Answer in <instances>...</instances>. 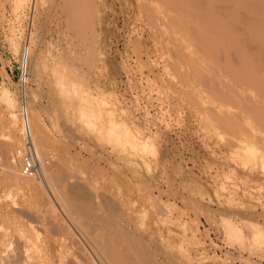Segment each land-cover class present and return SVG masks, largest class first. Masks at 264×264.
I'll return each mask as SVG.
<instances>
[{"label":"rangeland","instance_id":"rangeland-1","mask_svg":"<svg viewBox=\"0 0 264 264\" xmlns=\"http://www.w3.org/2000/svg\"><path fill=\"white\" fill-rule=\"evenodd\" d=\"M61 1L0 0V229L10 237L4 235L11 239L19 227L52 237L59 234L79 257L83 258L78 249L87 251L85 256L92 264H108L96 241L92 242L106 240L105 228L98 222L107 214L113 215L118 227L142 238L158 264H264V172L258 158L252 161L264 152V49L260 51L245 30L251 17L244 15L243 21L234 22L224 3L211 0H197L195 8L186 10L181 4L160 0H90L97 12L93 14L95 27L83 23V29L87 27L84 37L89 34L84 39L78 27L83 21L65 26ZM166 5L171 12L164 10ZM153 10L156 13L150 14ZM65 28L69 32L65 33ZM30 31L26 100L31 121L43 125L37 150L43 171L48 168L50 174L49 181L45 174L42 182L43 200L7 181L11 169L23 179L38 180L19 171L15 151L21 142L19 65ZM87 45L93 52L90 63L86 61ZM69 50L66 56L64 52ZM247 53L248 58L243 56ZM186 55L187 59H181ZM190 56H196L191 61L197 62L202 57L199 63L208 65L193 61L190 70ZM176 67L186 74L178 75ZM194 67L201 69L202 76L190 74ZM65 74L69 84L63 88ZM186 75L188 82L182 78ZM73 83L78 88L74 89ZM234 86L237 89L233 91ZM65 88L74 89L75 97L65 96ZM101 93L108 100L106 106L114 109L116 120L129 124L143 148L133 151L127 143L110 141L98 121L85 111L88 105H96ZM186 95L193 98L188 101ZM201 97L204 105L197 102ZM192 99H197L196 103ZM205 107L211 109L210 116ZM218 110L231 113L232 118L227 113L229 118L224 119ZM9 111H15L16 116ZM257 127L260 130H255ZM246 138L251 143L258 141L254 144L260 147L246 152L241 146ZM240 154L248 163L241 164ZM75 184L86 192L87 200L80 202ZM52 218L57 221L51 223L55 229L62 227L58 233L50 228ZM89 222L92 225L86 232L84 225ZM83 232H94L95 237Z\"/></svg>","mask_w":264,"mask_h":264},{"label":"bare ground","instance_id":"bare-ground-1","mask_svg":"<svg viewBox=\"0 0 264 264\" xmlns=\"http://www.w3.org/2000/svg\"><path fill=\"white\" fill-rule=\"evenodd\" d=\"M157 1H159V0H154L153 2H157ZM160 1H162V2H168V3H178V4H181L182 5V7H183V9H188V8H192L191 6H195V5H197V3H198V1L197 0H160ZM203 1V0H202ZM206 1V0H205ZM209 1V0H208ZM212 2H214L215 3V1L216 2H218V3H220V2H222V3H224V5H226L225 7H226V9L228 10V14L227 13H224L225 15H228V18L230 19H232L234 22L236 21V22H238L239 23V21H240V19H242V16H244V15H248V16H250L251 17V22L250 23H248V21H249V19L247 18V17H244V18H247L248 20H247V28L245 29V30H248V32H249V38L251 39V40H253V41H257V43H255L256 44V46L258 47V48H260L261 47V49L263 48L264 49V0H211ZM60 2V1H59ZM162 2H160V3H162ZM199 2H201V1H199ZM34 3V2H33ZM37 3V2H36ZM39 3V2H38ZM41 3V2H40ZM159 3V2H158ZM158 3H157V6H158ZM159 3V4H160ZM167 3V4H168ZM202 3V2H201ZM208 3V2H207ZM163 4H165V3H163ZM203 4V3H202ZM31 5V4H30ZM62 5V9H63V12L62 13H64L65 15H66V20H65V26H67V27H74L76 24L78 25V23H75V22H80V21H83V22H80L81 24H82V26H78L79 27V30H80V28L82 29V30H80L81 32L83 31H85L86 29H87V27H85L86 29H83V26H84V24H86L87 23V25L90 27V29L91 28H93V24L95 23H93L92 24V22H93V18L94 19H96V17H95V13H97V12H95V11H93V5H95V3H91L90 2V0H63V1H61V4H60V6ZM154 5H156V4H154ZM204 5V4H203ZM205 5H208V4H206V2H205ZM32 6V5H31ZM34 6H35V4H34ZM36 6H37V4H36ZM198 6H199V4H198ZM209 6V5H208ZM152 7V6H151ZM160 7H162V5L160 6ZM166 7V9H164V10H168V12L170 11L169 9H171V8H168V7H170V6H164V8ZM172 7H173V5H172ZM211 7V9L213 10V8H212V6H210ZM210 7H208L209 9H210ZM33 8V7H32ZM168 8V9H167ZM195 8V7H194ZM197 8V7H196ZM200 8H201V6H200ZM200 8H198V9H200ZM202 8H203V6H202ZM205 8V7H204ZM159 10H160V8H158ZM185 9V10H186ZM197 9V11H199ZM223 9H225V8H223ZM222 9V10H223ZM95 10V9H94ZM98 10V9H97ZM156 11H157V7H156V9H155ZM207 10V9H206ZM211 10V11H212ZM65 11V12H64ZM172 11V10H171ZM170 11V12H171ZM202 11V10H201ZM209 12H211L210 10H208ZM95 12V13H94ZM174 12V11H173ZM182 12H184V11H182ZM186 12V11H185ZM214 12V11H213ZM213 12H212V14H213ZM225 12H226V10H225ZM98 13H99V11H98ZM155 14L156 12L153 10V12H151L150 14ZM203 13V12H202ZM206 13V12H205ZM93 14H95L94 16H93ZM171 14V13H170ZM185 14V13H184ZM209 14V13H208ZM33 15H35V14H33ZM187 15H189V13L188 14H186V16ZM201 15V14H200ZM211 15V14H210ZM216 15H217V13H216ZM172 16V15H171ZM173 16H175V15H173ZM209 16V15H208ZM215 16V15H214ZM213 16V17H214ZM200 17V16H199ZM218 17V16H217ZM254 17V18H253ZM204 18H205V16H204ZM209 18V17H208ZM173 19V17H171V20ZM175 19V18H174ZM173 19V20H174ZM182 19V18H181ZM185 20H186V18H184ZM188 19V18H187ZM207 19V18H206ZM210 19V18H209ZM220 19V18H219ZM225 19V18H224ZM199 20V19H198ZM239 20V21H238ZM95 21V20H94ZM184 21V20H183ZM217 21H218V19H217ZM226 21V20H225ZM231 21V20H230ZM233 21H231V22H233ZM242 21H243V19H242ZM72 22H73V25H72ZM86 22V23H85ZM199 22V21H198ZM221 22H222V19H221ZM71 23V24H70ZM80 23H79V25H80ZM84 23V24H83ZM223 23V22H222ZM228 24V23H227ZM233 24H235V23H233ZM237 24V23H236ZM242 24V23H241ZM76 25V26H77ZM92 26V27H91ZM95 27V26H94ZM64 28V27H63ZM72 29V28H71ZM71 29H69V30H71ZM74 29V28H73ZM72 29V30H73ZM89 28H88V30H90ZM229 29V28H228ZM65 31H63V32H65V33H67V29L65 28L64 29ZM78 30V28H76V31ZM77 31V33H80V31ZM201 31V30H200ZM69 32V31H68ZM89 32H91V31H89ZM208 32V31H207ZM206 32V33H207ZM229 32H231V31H229ZM233 32V31H232ZM235 32V31H234ZM30 33V34H29ZM28 34V44H27V50H26V52L25 53H23V55L21 56V62L22 63H24L25 64V66H26V69H27V65H28V55L30 54V45H31V41H32V36H31V34L33 35V32L32 31H30ZM85 33L86 32H84V34H83V36L81 35L82 33H80V35L82 36V37H84V35H85ZM203 33H205V32H203ZM208 33H210V32H208ZM207 33V34H208ZM239 33V32H238ZM202 34V33H201ZM231 34V33H230ZM235 34H237V33H235ZM240 34V33H239ZM238 34V35H239ZM87 35H89L88 33L86 34V36ZM234 35V34H233ZM248 35V34H247ZM85 36V37H86ZM205 36V35H204ZM203 36V37H204ZM246 36V35H245ZM85 37H84V39H85ZM157 37V36H156ZM175 37V36H174ZM198 37V36H197ZM201 37V36H200ZM234 37V36H233ZM235 37H237V36H235ZM73 38V37H72ZM92 38V37H91ZM153 38V37H152ZM155 38V37H154ZM158 38V37H157ZM156 38V40H158ZM173 38V37H172ZM177 38V37H176ZM199 38V37H198ZM213 38V37H212ZM223 39L225 38L226 39V37H222ZM229 38H231L232 39V36L231 37H229ZM238 38V37H237ZM246 38V37H245ZM163 39V38H162ZM167 39H168V37H167ZM166 39V40H167ZM171 38H169V40H170ZM175 39V38H174ZM173 39V40H174ZM182 39V38H181ZM202 39V38H201ZM217 39V38H216ZM224 39V40H225ZM89 40V39H88ZM159 40H161V38L159 39ZM176 40V39H175ZM174 40V41H175ZM190 40V39H189ZM200 40V39H199ZM203 40H204V38H203ZM210 40V39H209ZM219 40V39H218ZM162 41V40H161ZM194 41V40H193ZM214 42H215V40H213ZM160 42V41H159ZM159 42H157V43H159ZM163 42H165V40H163ZM171 42H173V41H171ZM182 42H184V41H182ZM196 42V41H195ZM194 42V43H195ZM205 42V41H204ZM216 42H217V40H216ZM229 42V41H228ZM227 42V43H228ZM234 41H232V43H233ZM238 42V41H237ZM167 43H169L168 41H167ZM186 43H188V42H186ZM201 43H203L202 42V40H201ZM206 43V42H205ZM209 43H210V41H209ZM212 43V42H211ZM210 43V44H211ZM236 42H234V44H235ZM163 44V43H162ZM170 44V43H169ZM169 44H168V46H169ZM173 44V43H172ZM198 44V43H197ZM209 44V45H210ZM217 44V43H216ZM216 44H214V45H216ZM219 44V43H218ZM228 44H231V43H228ZM239 44V43H238ZM253 44V43H252ZM251 44V45H252ZM73 45V44H72ZM166 45V44H165ZM195 45H196V43H195ZM200 45V44H199ZM203 45V44H202ZM208 45V46H209ZM232 45V44H231ZM90 46V45H89ZM88 45H87V52H88V55H87V59H86V61L88 62V63H90V59H91V57H90V55L92 56V54H93V52H92V49H90V47H89ZM163 46V45H162ZM180 46V45H179ZM205 46V45H204ZM211 46H212V44H211ZM236 46H237V43H236ZM167 47V46H166ZM166 47H165V49H166ZM171 47V46H170ZM172 47H174L173 49H175L176 47H175V45L174 46H172ZM189 47V46H188ZM195 48H197L196 46H194ZM225 47V46H224ZM244 47V46H243ZM245 47H248V46H245ZM69 48V47H68ZM193 48V47H192ZM251 48V47H250ZM171 49V48H170ZM173 49H171V50H173ZM243 49H245V48H243ZM253 49V48H252ZM256 49V48H255ZM260 49V51H262L263 52V49L261 50ZM23 50V49H22ZM71 50V49H70ZM70 50L69 51H66V52H64V54L66 55V56H68V52H70ZM168 49H166V51H167ZM170 50V51H171ZM182 50V49H181ZM195 51H196V49H194ZM205 50V49H204ZM204 50L203 51H201V52H204ZM210 50V49H209ZM238 50V49H237ZM236 50V51H237ZM242 50V49H241ZM240 50V51H241ZM72 51V50H71ZM165 51V52H166ZM211 51V50H210ZM243 51V50H242ZM242 51H241V53H242ZM256 51V53H257V50H255ZM245 52H246V50H245ZM249 52V51H248ZM179 53H180V51H179ZM207 53V52H206ZM168 54V53H167ZM171 54V53H170ZM244 54V53H243ZM243 54H241V55H243ZM72 55V54H71ZM180 55L181 56H183V53L181 54L180 53ZM196 55V54H195ZM197 55H198V53H197ZM205 55V54H204ZM256 55V54H255ZM264 55V54H263ZM30 56V55H29ZM175 56V55H174ZM178 56V55H177ZM200 56V55H199ZM203 56V55H202ZM243 56H249L248 55V53H247V55H243ZM252 56V55H251ZM260 56H261V53H260ZM65 57V56H64ZM191 57V56H190ZM218 57V56H217ZM224 57H226V56H224ZM246 57H244L245 59H246ZM192 58H196V56H192L191 57V59H190V61H187L188 63H187V65L189 66V69L191 70V67L193 68V65H194V63H196L197 61L196 60H194L193 59V61H195L193 64H192V62L193 61H191L192 60ZM203 58H204V56H203ZM203 58L202 57H198L197 58V60H199V62H200V59H202L203 60ZM214 58V57H213ZM248 58V57H247ZM257 58V57H256ZM181 59H187V55H186V57H182ZM261 59H262V56H261ZM264 59V58H263ZM183 60V61H184ZM223 60V59H222ZM239 60V59H238ZM260 60V59H259ZM186 61H184V62H186ZM236 61V60H235ZM240 61V60H239ZM248 61V60H247ZM256 61V60H255ZM20 62V63H21ZM69 62V61H68ZM68 62H67V64H68ZM199 62H197V64L199 63ZM203 62H205V61H203ZM203 62L201 61V66L203 65L204 66V64L206 63H204L203 64ZM241 62V61H240ZM251 62V61H250ZM261 62V61H260ZM262 62H263V60H262ZM65 63H66V60H65ZM190 63V64H189ZM234 63V62H233ZM238 63V62H237ZM237 63H235V64H237ZM242 63V62H241ZM243 63H244V60H243ZM248 63V62H247ZM71 64V63H70ZM173 64H174V66H176V63H174L173 62ZM191 64H192V66H191ZM207 65H208V63H206ZM212 64V63H211ZM217 64V63H216ZM251 64H253V63H251ZM255 65H256V63H254ZM210 65V64H209ZM260 65V64H259ZM72 66V65H71ZM206 66V65H205ZM211 66V65H210ZM210 66H209V68H210ZM245 66V65H244ZM67 67V66H66ZM187 67V66H186ZM214 67V66H213ZM213 67H211L210 69H211V71L212 70H214L213 69ZM233 67H234V65H233ZM250 67V66H249ZM252 67V66H251ZM250 67V68H251ZM261 67V66H260ZM38 68V67H37ZM197 68H199V67H197ZM221 68V67H220ZM176 69H178L177 70V73H178V75H183L184 76V74H186V73H181V71H180V73L178 72L179 71V69H180V67H176ZM175 69V70H176ZM187 69H188V67H187ZM223 69V68H222ZM230 69V68H229ZM243 69V68H242ZM247 69V68H246ZM37 70V69H36ZM69 70V69H68ZM199 70H201V69H197V70H195V67H194V69H193V71L191 72L190 71V74H192V76H193V74L196 76L197 75V73L199 74V76H202V75H200L201 73H202V71H199ZM218 71H219V69H217ZM248 70V69H247ZM199 71V72H198ZM244 71H246V70H244ZM253 71V70H252ZM201 72V73H200ZM206 72V71H205ZM210 72V71H209ZM214 72V71H213ZM220 72V71H219ZM237 72V71H236ZM239 72H241V71H239ZM249 72V71H248ZM250 72H251V70H250ZM249 72V73H250ZM66 73V72H65ZM71 73L73 74V72L71 71ZM71 73H70V75H71ZM244 73H246V72H244ZM252 73V72H251ZM262 73V72H261ZM261 73H259V74H261ZM264 73V72H263ZM263 73H262V75H263ZM56 74V73H55ZM58 74H60V73H58ZM57 74V75H58ZM67 74V73H66ZM63 75V77H65L64 78V80L66 79V76H68V75ZM189 74V75H190ZM206 74H207V72H206ZM228 74V73H227ZM242 73H240V77L241 76H243V75H241ZM256 74V73H255ZM258 74V75H259ZM205 75V74H204ZM216 75V74H215ZM237 75V74H236ZM250 75V74H249ZM262 75H261V77H262ZM61 76V75H60ZM72 77H73V75H71ZM182 76V78L184 79V81L186 82L188 79L187 78H189V77H187V75L185 76L186 78H184ZM195 76H193L194 78H195ZM210 76H213V75H211L210 74ZM217 77H218V75H216ZM239 76V75H238ZM257 76V75H256ZM53 77H54V75H53ZM62 76L60 77V78H63ZM230 77V76H229ZM206 78H207V76H206ZM214 78H215V76H214ZM232 78V77H231ZM243 78V77H242ZM246 78V77H245ZM248 78V77H247ZM258 78V77H257ZM262 78H264V76L262 77ZM26 79H27V77H26ZM57 79V78H56ZM201 79V78H200ZM219 79V78H218ZM236 79V78H235ZM249 79V78H248ZM256 79V78H255ZM254 79V80H255ZM260 79V78H259ZM60 80V79H59ZM63 80V79H62ZM70 80H72V79H70ZM206 80V79H205ZM237 80V79H236ZM243 80V79H242ZM67 80H65L64 81V84H62V86L61 87H63L64 88V86L65 87H68V85L67 84H69L68 82H66ZM200 81V80H199ZM203 81V80H202ZM220 81V80H219ZM224 81V79L222 80V82ZM226 81L227 80H225L224 82H225V84H226ZM228 81H230V80H228ZM238 81V80H237ZM245 81V80H244ZM259 81V80H258ZM57 82V81H56ZM60 81H58V83H59ZM188 82V81H187ZM216 82V81H215ZM221 82V83H222ZM250 82H253V81H250ZM262 82V81H261ZM63 83V82H62ZM195 83V82H194ZM203 83V82H202ZM201 83V84H202ZM220 83V84H221ZM237 83H239V82H237ZM255 83V82H254ZM258 83V82H257ZM264 83V82H263ZM230 84V83H229ZM240 84V83H239ZM242 84V83H241ZM248 84V83H247ZM251 84V83H250ZM60 85V84H59ZM71 85H72V83H71ZM73 85L75 86V84L73 83ZM227 86H228V84H226ZM244 85V84H243ZM253 85V84H252ZM255 85V84H254ZM70 86V85H69ZM74 86H71V87H74ZM77 86V85H76ZM74 87V89L75 88H78V87ZM205 86H207L208 87V85L206 84ZM220 86V85H219ZM230 86V85H229ZM231 86H233V84L231 85ZM248 86V85H247ZM203 87H204V85H203ZM224 87H225V85H224ZM254 87V86H253ZM205 88V87H204ZM212 88H213V86H212ZM226 88V87H225ZM228 88H230V87H228ZM235 86H234V89H233V91L235 90ZM252 88V87H251ZM74 89H73V92H74ZM209 89V88H208ZM211 89V88H210ZM209 89V90H210ZM237 89V88H236ZM253 89V88H252ZM251 89V90H252ZM206 90V89H205ZM211 90H213L214 91V88L213 89H211ZM229 90V89H228ZM259 90H261V88L259 89ZM72 90H71V88H70V90H66V88H65V91H64V95L65 96H67V97H71V99H72V96H74L75 97V94H77L76 92L75 93H73V92H71ZM77 91H78V89H77ZM188 91V90H187ZM190 91H192V90H190ZM218 91V90H217ZM79 92H81V91H79ZM214 92H216V91H214ZM207 93V92H206ZM238 94H240L239 92H237ZM248 93H249V90H248ZM247 93V94H248ZM251 93H253L254 94V92H251ZM250 93V94H251ZM258 93V92H257ZM100 94V93H99ZM187 94V93H186ZM197 94H199V93H197ZM209 94V93H208ZM249 94V95H250ZM259 94V93H258ZM28 95V94H27ZM81 95V94H80ZM200 95V94H199ZM199 95H198V97H199ZM212 95V94H211ZM210 95V96H211ZM213 95H214V93H213ZM226 95V94H225ZM237 95V94H236ZM88 96V95H87ZM86 96V97H87ZM104 96V95H103ZM187 96V95H186ZM190 96L191 95H189V97H188V99L190 98ZM202 96V95H201ZM241 96V95H240ZM73 97V98H74ZM81 97V96H80ZM83 97H84V95H83ZM213 97V96H212ZM255 97V96H254ZM78 98V97H77ZM76 98V99H77ZM105 98V97H104ZM191 98H193V96L191 97ZM190 98V99H191ZM209 98V97H208ZM256 98V97H255ZM254 98V99H255ZM259 99H260V95H259V97H258ZM87 99H88V97H87ZM95 99V98H94ZM93 99V100H94ZM190 99L188 100V101H190ZM235 99V98H234ZM251 99H253V97L251 96ZM257 99V98H256ZM29 100V99H28ZM78 101H79V99H77ZM81 100V99H80ZM90 100V99H89ZM91 100H92V98H91ZM194 100V101H193ZM248 100H250V98L248 99ZM27 101V100H26ZM76 101V100H75ZM88 101V100H87ZM96 103H94V104H96V105H94L93 107L92 106H90V105H88L87 106V110H85L88 114L90 113V114H92V117H93V119L95 118L97 121H98V123L102 126V128L105 130V133H106V137L110 140V141H115V143H127L126 145H128L130 148H131V150L133 149V151L134 150H136V149H139L138 147L139 146H141L142 144H143V142L140 140V138H138L135 134H134V132H133V129L131 128V127H129V124L127 123V122H123V121H118V120H116V118L114 117V109L112 108V107H109L108 105L106 106V103H107V101L108 100H105V99H103L102 98V93H101V96L100 95H98L97 97H96ZM195 101H197V99L195 100V99H192V102H195ZM203 101H205V100H203ZM256 101V100H255ZM254 101V102H255ZM15 102V101H14ZM198 102V104L200 103L201 105H204V103H201L202 102V97H201V101L199 102V101H197ZM243 102V101H242ZM242 102H241V104H242ZM254 102H253V107H254ZM257 102V101H256ZM86 103V102H85ZM109 103V102H108ZM196 103V102H195ZM206 103V102H205ZM261 103H262V101H261ZM78 104V103H77ZM88 104H89V101H88ZM207 104V103H206ZM258 104V103H257ZM83 105H84V103H83ZM82 105V106H83ZM200 105V106H201ZM211 105V104H210ZM259 105V104H258ZM29 106V105H28ZM80 106V105H79ZM263 106V105H262ZM209 107V106H208ZM259 108V107H258ZM264 108V107H263ZM86 109V108H85ZM205 109H206V107H205ZM209 109V108H208ZM208 109H206V113L208 112L209 113V115L208 116H210V114L212 113H210L209 111L211 110V109H209V111H208ZM213 109V108H212ZM246 110H247V107H246ZM249 110V109H248ZM28 111H29V108H28ZM81 111H84L83 109L81 110ZM219 111V110H218ZM221 112V113H220ZM18 113V112H17ZM108 113H109V116H108ZM217 113V112H216ZM219 113L220 114H223L224 115V119H226V118H229V117H227V113H229V112H226V111H223V110H221V111H219ZM218 113V114H219ZM226 113V114H225ZM246 113H247V111H246ZM250 113V112H249ZM16 113H15V111H9V115H15ZM87 114V115H88ZM230 114L231 113H229V116H230ZM248 114V113H247ZM94 115V116H93ZM223 115H221V116H223ZM258 115V114H257ZM16 116V115H15ZM89 116V115H88ZM91 116V115H90ZM116 116H118V115H116ZM251 116V115H250ZM250 116H249V118H250ZM264 116V115H263ZM31 117V116H30ZM91 117V118H92ZM259 117V116H258ZM258 117H256V118H258ZM90 118V119H91ZM230 118H232V116H230ZM255 119V118H254ZM261 120H262V118H260ZM264 119V118H263ZM121 120H123V118L121 119ZM220 120V119H219ZM246 120V119H245ZM21 121V120H20ZM222 122H223V120H221ZM229 121H230V119H229ZM262 121H264V120H262ZM29 122H30V126H31V130H32V132H33V135H32V137H33V142H34V145H35V149H36V152H37V156H38V158L40 157L39 156V150H37L38 149V146L39 145H41L42 144V137H41V131H42V128H43V125H42V122H39V120L36 122V123H33L32 121H31V118H29ZM95 123L96 121H94V120H92V123ZM226 122H228V120H226ZM231 122H232V120H231ZM231 122H229V123H231ZM248 122V121H247ZM257 122H258V119H257ZM260 122V121H259ZM228 123V124H229ZM239 123V122H238ZM241 123V122H240ZM232 124V123H231ZM234 124V123H233ZM249 124H251V126H252V124L253 123H250L249 122ZM260 124V123H259ZM262 124V123H261ZM264 124V123H263ZM9 125V124H8ZM11 125V124H10ZM9 125V126H10ZM236 125V124H235ZM246 125V124H245ZM234 126V125H233ZM237 126V125H236ZM235 126V127H236ZM241 126H243V125H241ZM249 126V125H248ZM253 126H255L256 127V125L254 124ZM252 126V127H253ZM11 127V126H10ZM244 127V126H243ZM262 127H264V126H262ZM261 127V128H262ZM244 128H246V127H244ZM249 128V127H248ZM248 128L246 129L247 131H248ZM10 129H12V128H10ZM250 129V128H249ZM256 129H258V127L257 128H255V130ZM241 130V129H240ZM245 130V129H244ZM251 130V129H250ZM258 130H260V129H258ZM256 132H259V131H256ZM255 132V133H256ZM254 133V134H255ZM253 135V134H252ZM255 135H257L256 137L258 138V136H260L259 134H255ZM253 137V136H252ZM256 137H253V139L254 138H256ZM261 137V136H260ZM256 138V139H257ZM9 139H11V138H9ZM13 139V138H12ZM39 139V140H38ZM247 139V138H246ZM258 139H260V138H258ZM257 139V140H258ZM240 141H241V139H239ZM249 139H247V141H248ZM262 140V139H261ZM247 141H241V142H243V145H241V146H243L242 148H246L247 150H246V152H252V151H254V150H256V149H258L260 146H258L257 147V142L258 141H252L253 143H251L250 142V140H249V142H250V144L249 143H247ZM254 142L255 143H257V144H254ZM5 144V143H4ZM253 144H254V146L256 145V147H253ZM261 144H263V143H261ZM264 145V144H263ZM127 146V147H128ZM142 148H143V145L141 146ZM262 147V146H261ZM255 148V149H254ZM141 149V148H140ZM146 149V148H145ZM144 150V149H143ZM245 151V150H244ZM43 152V151H42ZM131 152V151H130ZM136 152V151H135ZM139 152V151H138ZM44 153V152H43ZM241 153H242V151H241ZM260 153V152H259ZM258 153V154H259ZM264 152H262L261 151V153H260V155H258V156H256V157H252V161L253 162H256V158H258V162H259V165H260V167L262 168V170H263V172H264V154H263ZM255 154V152L253 153V155ZM252 156V155H251ZM239 157V160H240V162H241V164L243 163V164H245V163H248V159H246V157L245 156H243V155H241L240 154V156H238ZM42 158V157H41ZM251 158V157H250ZM40 160V159H39ZM41 161V163H42V165H43V167H44V162L42 161V160H40ZM18 168H19V165H18ZM19 171H20V169H19ZM21 172V171H20ZM22 173V172H21ZM45 174H46V177L48 178L49 177V171H48V168H44V176L43 177H41V178H36V179H38L37 181H32V180H27V179H23L18 173H17V171H15V170H13V169H11L10 171H8L7 172V176H8V178H7V181L9 180L10 181V183L8 182V184H11L12 183V185H14L15 187H16V189L18 190V189H20V190H23V191H25V192H27V193H29L30 195H32L33 197H37V198H40V199H42L43 197H45V196H43V185H42V182L45 180ZM49 174V175H48ZM48 175V176H47ZM30 178H32V176H30V175H28ZM25 177V176H24ZM28 177V178H29ZM49 179H50V177L48 178V181H49ZM61 179V178H60ZM11 186V185H10ZM73 188L77 191V193H78V198H79V200H80V202L81 201H83V200H87L88 198H87V194H86V192L84 191V190H82L81 189V187H79L78 185H73ZM10 191V190H9ZM10 193V192H9ZM72 194V193H71ZM70 195V194H69ZM74 196V195H73ZM75 196H77L76 194H75ZM92 197V196H91ZM36 198V199H37ZM75 198V197H74ZM40 199H38V200H40ZM44 199V198H43ZM42 199V200H43ZM1 200V199H0ZM75 200V199H74ZM78 200V201H79ZM41 201V200H40ZM43 203V202H42ZM109 203V202H108ZM69 205V204H68ZM92 206V205H91ZM48 207V206H47ZM78 207V206H77ZM84 207V206H83ZM88 207H90V206H88ZM93 207V206H92ZM73 208V207H72ZM86 208V207H85ZM113 208V207H112ZM53 210V209H52ZM69 210V209H68ZM90 210V209H89ZM50 212V211H49ZM51 213H52V211H51ZM73 213V212H72ZM106 213V212H105ZM110 213V212H109ZM111 213H112V211H111ZM53 215V214H52ZM51 215V216H52ZM104 215V214H103ZM53 217V216H52ZM113 217V215H111V216H108L107 214L106 215H104V216H101V220L98 222V224H102L103 226H104V228H105V235H106V240H104L103 241V239H102V241L103 242H101V237H100V241H99V243L97 242V240H94L93 238L95 237V233L94 232H96V230L93 232V233H90V235H87V233H86V235L87 236H91V234L93 235V238H92V236H91V238L93 239V241L92 242H94L95 243V241H96V247L105 255V260H107V262H108V264H158V262H157V260L154 258V256H153V253H151L150 251H147L146 249H145V247H144V243H143V239L142 238H140L139 236H137V235H134L133 233H130L131 231H124L122 228H121V226L120 227H118V225H116L115 224V218L113 219L112 218ZM87 218V217H86ZM53 219V218H52ZM56 219V218H55ZM90 219V218H89ZM46 220H47V218H46ZM49 220H51V219H49ZM54 220V219H53ZM49 221L50 222V224H49V222H48V224L49 225H51L50 226V228L51 227H53L54 226V224H56L57 223V221H56V223H55V220L54 221ZM56 220H58V219H56ZM78 220V219H77ZM118 220V219H117ZM61 221V220H60ZM19 222V221H18ZM54 222V224H51V223H53ZM74 222V221H73ZM76 222V221H75ZM88 222V221H87ZM91 222V221H90ZM89 222V224L87 225L86 224V226L84 225V227H86V228H84V230H86V232L88 231V228H89V226L90 225H92L91 223ZM46 223V222H45ZM77 223V222H76ZM81 223V222H80ZM53 225V226H52ZM60 225V224H59ZM59 225H57L58 227H59ZM62 225V224H61ZM78 225V224H77ZM80 225V224H79ZM78 225V226H79ZM82 225V224H81ZM20 226V225H19ZM18 226V227H19ZM99 226V225H98ZM17 227V228H18ZM101 227V226H100ZM47 228H48V225H47ZM54 228V227H53ZM62 228V227H61ZM60 228V229H61ZM94 228V227H93ZM103 228V227H102ZM120 228V229H119ZM126 228V227H125ZM16 229V228H15ZM55 229V228H54ZM59 229V230H60ZM81 229H83L82 227H81ZM80 229V230H81ZM1 230V229H0ZM31 230V229H30ZM47 230H49V232L52 230H50V229H47ZM56 230V232L58 233V228L57 229H55ZM58 230V231H57ZM62 230V229H61ZM89 230H90V228H89ZM98 230H99V228H98ZM98 230H97V232H98ZM120 230H123L122 232L120 231ZM127 230V229H126ZM129 230V229H128ZM69 231V230H68ZM103 231V230H102ZM53 232H54V230H53ZM99 232H100V230H99ZM15 233V234H14ZM14 233H12V235H13V239L11 238V239H9L8 237H10V235L8 236L7 235V233H5V232H2V230H1V232H0V264H92V262H90V261H92V260H88V258H87V256H85V253L87 252H83L82 250L80 251V249H78L79 250V252H81V255L83 256V258H81V257H79L78 255H80L79 253L78 254H75V251L73 250H71V248H70V246H71V244H67V242H65V241H63L61 238H60V236H59V234H58V236H59V238H58V236L57 237H52V236H54V235H52V236H50L49 235V233L46 235V233H45V235H41V234H39L38 232H32V231H30L29 232V230H26V229H22V227L20 228H18V230H16V232H14ZM55 233V232H54ZM102 233L103 232H100V234L102 235ZM4 234H6V236H8V237H6ZM11 234V233H10ZM51 234H52V232H51ZM56 234V233H55ZM66 234V233H65ZM83 234L85 235V233L83 232ZM62 235V234H61ZM63 235H64V233H63ZM69 235V234H68ZM85 235V236H86ZM102 237H104L103 235H102ZM8 238V240H12V243L10 244V241L8 242L9 243V245H8V247H7V245H5V243L8 241V240H6ZM63 238H65L64 236H63ZM87 238V237H86ZM89 238V237H88ZM97 238V237H96ZM74 239V238H73ZM90 239V238H89ZM92 239H90V240H92ZM68 241V240H67ZM72 241V240H71ZM88 242V241H87ZM79 243H80V241H79ZM90 243V242H89ZM77 245H78V243H77ZM91 246H92V244H91ZM79 247H83V246H79ZM73 248V247H72ZM75 248V247H74ZM94 247H92V249H93ZM83 250H84V247H83ZM97 250V249H96ZM98 250V252L99 253H101L100 251ZM72 252V256H70L71 253ZM93 252V251H92ZM89 253V252H88ZM97 253V252H96ZM101 253V254H102ZM103 254H102V256H103ZM88 255V254H87ZM97 255V254H96ZM99 255V254H98ZM100 257H101V255H100ZM103 258V257H102ZM172 258L170 257V260H171ZM167 260H169V258H167ZM174 260V259H173ZM90 263H89V262ZM94 261V260H93ZM106 262V261H105ZM172 262V261H171ZM174 262V261H173ZM95 263V262H94ZM170 264H172V263H170ZM179 264H181V263H179Z\"/></svg>","mask_w":264,"mask_h":264},{"label":"built area","instance_id":"built-area-1","mask_svg":"<svg viewBox=\"0 0 264 264\" xmlns=\"http://www.w3.org/2000/svg\"><path fill=\"white\" fill-rule=\"evenodd\" d=\"M26 50L27 47H24L23 53H25ZM26 74V66L21 62L19 65L18 76L20 93L19 114L21 120V142L15 151L18 158L19 169L22 174L41 178L44 176V171L43 165L37 156L29 122V111L26 101Z\"/></svg>","mask_w":264,"mask_h":264}]
</instances>
